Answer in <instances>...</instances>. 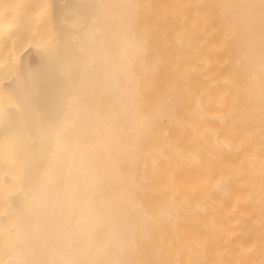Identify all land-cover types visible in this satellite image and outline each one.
<instances>
[{
  "label": "bare ground",
  "instance_id": "1",
  "mask_svg": "<svg viewBox=\"0 0 264 264\" xmlns=\"http://www.w3.org/2000/svg\"><path fill=\"white\" fill-rule=\"evenodd\" d=\"M0 264H264V0H0Z\"/></svg>",
  "mask_w": 264,
  "mask_h": 264
}]
</instances>
